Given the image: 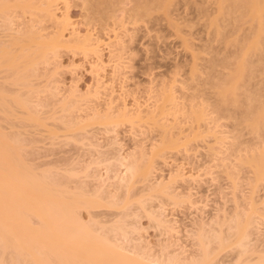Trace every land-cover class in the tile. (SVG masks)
Instances as JSON below:
<instances>
[{"label": "rangeland", "instance_id": "obj_1", "mask_svg": "<svg viewBox=\"0 0 264 264\" xmlns=\"http://www.w3.org/2000/svg\"><path fill=\"white\" fill-rule=\"evenodd\" d=\"M49 1L51 2L52 0H36L37 3L39 2L38 9L42 10L40 2L47 3ZM65 1L57 0V6L54 7L56 9V19L54 20L48 19L39 10H27V12L14 7L12 8L13 11L10 10L8 12L9 15L7 18L5 17L6 19L0 17V47H6L7 43L9 46L12 38L16 39L20 33L28 35V32L39 34L38 36L36 34L35 38L42 37L41 41L48 43H52L51 40L55 38L53 37L54 35L62 33L63 41H65L62 47L56 50L53 49V51L50 50L45 56L46 59L44 58L47 61L38 63L39 65L34 67L35 71L33 73L31 69H28L26 74L27 76L29 75V79L25 82L30 84V87H35L34 89L32 87L31 91H29V88V92L23 87L7 85L10 79L4 74V69L0 70V84H5L6 87L9 86L7 88L9 91L0 90V93L5 92L6 96L11 100L15 95L23 94L22 92L25 90L26 92L23 94L25 96H21L29 98L33 114L36 118H40L38 120L39 123H29L30 118L23 115L21 110L16 107L10 108V113L13 115L0 112V133L2 132L1 134L5 136L3 139L1 137L2 143L4 141L7 142L6 146L8 149L11 145L14 146L15 150L14 147H11L10 153L14 152L13 154H16V156L18 153L20 160L22 159L21 162H24L25 167H30L32 171L37 168L33 172L36 175L38 173V176L43 174L42 177L45 176L44 181L52 182L46 178L48 175L49 179L52 178L51 176L54 177V175L62 177L64 174V176H68L67 173L69 171L76 170L78 177L77 180H74V184L75 181L78 183L75 188L81 184L91 191L106 187V195L115 196L117 194L119 202L122 201L120 204H123L127 200L126 198L129 199L130 197L132 200L131 209L129 208L130 206H127L120 210H107L104 208L93 211V214H90L87 210L81 212V218L87 225L93 224L96 220H101V222L106 223L104 226L110 227L126 217L124 218L126 220L122 222L127 223L124 224L129 234H127L128 241L123 243V247H127V253L125 254L130 255L129 257H133L131 251L136 244L141 246L143 250L145 249L146 253H151L150 256L163 257L164 254L166 256H179L178 254L182 253V257L184 254L196 255V251H198L196 249L198 248L194 245L195 242L192 239L198 232V226L202 227L206 223L214 222L215 218L220 220L216 221H219L218 223L228 224L235 216L237 210L238 212H244L245 215H249L250 211L254 212L255 219L257 216V226L255 225L257 229H251L253 232L250 233L253 235L254 231L257 232L256 236L254 235V240H257L260 247L257 246L255 241L254 243L259 248L257 250L262 251L264 249V247L263 249L261 247L264 245V177L261 180L259 179V181L255 177V169L248 164L244 165L243 162L245 163L246 160L250 161L256 156L259 157L262 152L264 154V131H262L264 128L261 130L262 134H260L261 132L254 133L251 129L249 130L246 124H243L242 114H244L243 111L246 109L243 106H247V102H244L246 98L244 99L242 96L247 97L248 93L246 92L248 90L249 94L253 96L256 93L264 94V73L260 71L264 69L260 65L257 70L261 73L257 72L256 69H252V72L255 71V76L259 73L256 76L257 80L252 75L253 83L250 81L251 73L246 74L250 78L245 79V76L243 79H250L251 83L249 84L253 88L244 80V83H241L242 86L240 85L241 88L239 89V86L236 91L239 96L236 94V96H233L235 99L232 98L236 102L239 100L238 103L230 104L232 100L229 103L227 99V105L228 103L229 105H225L223 108L224 104L222 103L224 101L221 100L223 98L220 96L221 99L216 97L218 95L215 90L222 84L220 83L221 81L225 82L227 80L221 79L232 72L231 70L235 68L233 62L236 63L240 57V46L238 47L237 43L231 46L234 42H232V39L241 40L240 43L244 42L245 44L248 39L245 40L244 36L246 34L247 37L249 31H251L249 29L251 27H249L250 24L245 25V23L240 22L245 26L238 25L239 21H236L237 17L235 15V17L230 15V18L226 16L228 19L222 16L224 20L220 17L222 26L224 24L228 25L224 29H228V33L221 28V33L223 31L225 35L223 33V35L220 34L223 37L220 41L218 39L222 37L219 36L218 31L215 32L217 28L214 30V25L212 24L214 16L217 17L215 14L217 13L218 4H221V0H168L167 5L165 6L164 3L162 8H158L157 4L153 5L157 0ZM96 1L103 2L106 5L103 6L105 8L103 9L102 6V9L101 7L99 8L100 5ZM143 1L144 3L149 2L148 5L145 4L143 6ZM162 1L165 2V0ZM10 3L14 4L13 0ZM140 5L145 10L143 8H141L142 10L138 9ZM146 6L148 8L150 6V9L147 8L149 11H147ZM94 7H97L98 10ZM35 9H37V6ZM16 11L19 12L17 13ZM208 15L213 16L212 22H210L212 18L208 17ZM46 18L48 21H46ZM57 18L59 21H57ZM5 21H7L6 25ZM234 21H236L237 26L235 27L233 23L229 27V23L232 24ZM5 26L10 29H6ZM211 26L213 28H210ZM232 26L235 28L241 27V29L239 28L240 30L237 29L239 30L238 35L235 32L237 30L234 31L236 33L234 35L231 29L233 28ZM263 39L264 37L261 40ZM82 40L86 46L81 45ZM91 40L92 42H89ZM110 43L113 45L111 46ZM109 44L110 46H108ZM242 48L240 47V49ZM94 49L101 50L99 51V61L101 63H98L99 57L92 51ZM114 50L116 51L113 52ZM263 52L262 48V51L259 52L261 53L260 55L258 51L254 52L260 57L256 58L257 54L256 56L251 54V56L253 55L252 57L256 60L261 58ZM237 55H239L238 58ZM215 58L218 59V62H223L224 59L225 62L230 60L228 66H232L230 68L234 66V68H228L225 63V67L222 66L221 69L218 62L216 60L213 61ZM233 58L236 59L233 61ZM254 58L252 59L254 60ZM250 60L251 58L247 62L250 63ZM256 61L258 62L259 60ZM215 62H217L218 68L217 66L213 67ZM222 62L219 64L224 65ZM252 63L256 62L251 60ZM251 64H249V67ZM246 67L249 69L248 66ZM259 68L261 69L259 70ZM34 72L36 73L34 74ZM248 72L250 71L248 70ZM210 73L212 77L209 80L208 76ZM244 73L246 72L244 71ZM5 75L7 78H5ZM31 76L34 79H31ZM219 76L220 78H218ZM212 78L216 80L212 81L216 82L215 84L213 83L215 88L210 86ZM5 79H7L8 83L5 82ZM217 83L218 85H216ZM244 84H248V87H251L252 90L247 89L248 87ZM256 90H259L260 93ZM258 94H256L258 99H262V95ZM162 95L170 97L172 101L167 103L165 101L164 103L163 100L165 98H161ZM72 101L74 104L71 103ZM66 103H69L71 107L69 114L68 112H61V106ZM4 107L7 108V105ZM109 109L111 110L109 111ZM127 110L128 114L130 112L135 117L141 116L140 122L135 125L130 122H124L120 124L121 127H116L113 130L114 132H105L98 121L91 122L89 120L94 113H101L100 115L104 116L111 112L114 114L116 121L120 122L123 114L120 112ZM194 111L200 112V114L203 113V116L197 120L193 115ZM142 118L144 119L142 120ZM75 119L78 122L80 121L79 124L81 123L82 127H86L85 130L67 131L65 126L72 125L73 123L70 124L72 121L76 123ZM62 121L69 122L62 125ZM155 121H158V123H155ZM162 124L169 129L168 133H166L167 137L165 133L163 134ZM262 126L263 123L260 127ZM260 127L259 130L261 129ZM79 131L82 132L78 134L77 132ZM168 140L170 143L174 140L176 146L166 148L165 146H169ZM12 149L14 150L13 152H11ZM156 151L160 152L157 154ZM119 154L123 156L132 154L137 155L136 157L140 155L139 158L142 157V154H147L146 162L149 161V158L150 160L156 158V160L153 159L155 162L153 164L154 169L156 168L153 172L155 176L153 177L156 178L155 183L157 181L167 182L173 175L180 174V183L178 182L174 188L177 189H175V193L179 194V197H183L182 199L185 201L181 203L182 205L177 206L167 200L162 202L163 199L161 197L158 198L159 200L153 197L154 200L150 198L148 201V205L151 203L148 209L154 212H158L161 206L164 207L166 218L171 221V232L160 231L147 215L139 210L138 204L136 207V201L147 195V193L142 194V192L145 193L142 188L143 184L135 185L129 193L131 196H128L126 189L122 190L123 193L121 191L120 193L111 186L113 181L109 180V178H112L114 171L116 172V169H119L116 162ZM156 155L159 156L157 157ZM108 167H111L109 168L110 170H114L109 175L106 171ZM119 172L122 175V170ZM93 174L94 176H92ZM95 175L98 178L97 180L92 179L95 178ZM191 178L195 179V181H192ZM103 182H105V186L102 187ZM71 186L74 189V185ZM15 187L17 188L16 183ZM30 192L32 193L33 191ZM188 195L191 196L189 200L187 199ZM126 208L127 210H125ZM130 212L129 219L128 215ZM137 215H140L139 217L141 218L137 217ZM226 218L227 220L231 218V220L227 222ZM130 225L131 227L128 228ZM36 226L38 225L36 224ZM36 226L34 225L35 228ZM164 249L168 254L164 253ZM231 250L233 249L229 248L222 254H227L225 257L221 255L224 261L225 259L227 260V264L234 260L232 258L236 257V254L232 257V254L236 252ZM6 254L2 255L0 253V257L7 258L12 254V251L10 253L8 250ZM229 255H231V260L230 258H228L229 260L227 259ZM8 260H10L9 257L7 258Z\"/></svg>", "mask_w": 264, "mask_h": 264}, {"label": "bare ground", "instance_id": "obj_2", "mask_svg": "<svg viewBox=\"0 0 264 264\" xmlns=\"http://www.w3.org/2000/svg\"><path fill=\"white\" fill-rule=\"evenodd\" d=\"M10 1L9 0H0V17H4V18L6 17L7 18L9 15L8 12H10V10H12V8L14 7V8H17L21 11L39 10V11L43 12L47 16L48 19H50V20L56 19V13H55L56 9H54V7L57 6L56 5L57 0H52L51 2L49 1L47 3H44V2L41 3L40 2V6H42L41 7L42 10H40V8L38 9L39 2L37 3L36 0H13L14 4H11ZM63 1H65V0H63ZM88 1H92V0H88ZM88 1H86V2H88ZM101 1H104V0H101ZM101 1L100 2L96 1L100 5L99 6L97 4V6H99V8L101 6L102 7L106 6L103 2L101 3ZM107 1L105 0L104 2H107ZM146 1H148V0H146ZM157 1H155V3L153 5L157 4L158 8H162V7H164L163 6L164 3H165L164 4L165 6L167 5L168 0H165V2L162 0H157ZM65 3H66V1H65ZM91 3L93 4V2H91ZM148 3H144V1H143L144 5L143 4L142 5L145 6V4L148 5ZM220 3L221 4H218V9H217L218 14L217 13L215 14V15H217V17L214 16L215 18L213 20V18H212L213 16L211 17L208 15V17L212 18V19H210V22H212L211 20H213V24L212 23L211 24L214 25L213 26L214 30H215V28H217V30H215V32L218 31L219 36L222 37V35L224 34L223 31H222L223 34L221 33V28H222V30H224L228 26L227 24H224V26H222L223 24H222V22H220V17L222 20H224L222 16H225L224 18L226 19L228 16L230 18L231 17L230 15H233V16L235 15L237 17L236 21L237 20L239 21V22L237 21L238 25L242 26L243 25L242 23H245V25H247L249 23L250 24V25L248 24L249 27L251 26L249 28L251 30V31H249L250 35L248 36V34H249L248 33L247 37H246V34L244 36L245 40L248 39L245 42V44H244V42L240 43L241 40L236 41V39L235 40L232 39V42L233 41L234 42L231 44V46L234 43L235 44L237 43L236 45H238V47L239 46L243 47L242 49H240V47H239V50H241L240 54L238 53L240 55V57L238 58L239 55H237V58H238L237 62L236 63L233 62V64L235 65V68L233 66L234 69L230 68L232 66H230V67L228 66V63L230 60L228 62H225V59H224L223 62L221 61L222 64H224V65H221V64H219L221 62L217 61L218 59H216V58L213 59V61L216 60L218 62V65L221 66V69H222V66L225 67V63H226L228 68L233 69V70H231L232 72L230 71L231 73L229 75L227 74L228 76H225L223 79H221V80H224V79H227V80H225V82L221 81L220 83H222V84L219 85L217 87V89L213 86V83L214 84L216 83V82H212L215 80V79L213 80L214 77L212 78L211 82L209 81L212 84L210 85L208 83L210 86H213L215 88V90L217 92L216 94L218 95L216 97H218V98L222 97L224 99L223 100L220 98L222 101H224L222 103V104H224L222 106L224 108L225 105H227L228 100H229V103L232 100V102L230 104L236 102V101H233V99H235V98H233V96L234 95L236 96V94H237V96H239L238 93H236L238 87L241 85V83H244L245 79L250 78V77H247L246 74L251 73V78H250L251 80L250 79L249 80L252 81V83H253V79H252L253 76L257 80L256 76L259 75V73H261L260 71H263V73H264V70H260L261 68H259L260 71L257 70L259 65L262 66V69H264L263 68V65H264V54L263 53L264 52L262 53L263 57L261 56V58L256 59V60H259L258 62L255 60L254 57H252L253 55L251 56V54H254V52H257V51H258V53L261 52L262 48L264 51V42H263L264 39L261 40L262 37H264V0H221ZM67 4H68V2H67ZM101 4H104V5H101ZM36 6H37V9H35ZM102 7H101V9H102ZM62 8H63V6H62ZM92 8H93V6H92ZM94 8L97 9V7H94ZM104 8L105 7H103V9ZM141 8H143V7L140 5V8H138V9H141ZM147 8L148 7L146 6V9ZM148 9H150V6ZM148 9H147V11H149ZM152 10H153V7H152ZM101 12H102V10H101ZM104 14H105V12H104ZM48 19L46 21H48ZM7 21L4 22L5 25H6ZM57 21H59L58 18H57ZM236 21L232 22V24L229 23V27H230V25H233V23L236 27L237 26ZM240 22H242V23H240ZM219 23L221 24V27H220ZM10 25H9V27H10ZM245 25H243V26H245ZM240 26H239V28L241 29ZM68 27H69V25H68ZM213 27L211 26L210 28H213ZM235 27L231 28L233 32L235 30L239 29L238 27L237 28H235ZM5 28H6V26H5ZM9 29L10 28H8V30ZM31 29H32V27H31ZM227 30H224V31H227ZM239 30L235 31V32H237V35L239 33L238 32ZM235 32H234V35L236 34ZM227 33H228V31H227ZM229 33H231V32H229ZM33 34H35V32ZM33 34L29 33V32H28V35L26 33H20L19 37L17 36L16 39L12 38V41L10 40L11 43L9 44V46L7 45L8 43L6 42L7 43L6 47L5 46L0 47V70L1 69L5 70V71L3 70V72H4V74H6L8 76V79H10L12 84H10L11 82L9 80H8V82H9L8 83L7 79H5V82L8 83L7 85H9V86L13 85L15 87L16 86L23 87V89L26 88L27 91L29 88H30L29 91H31L32 87H33V86L30 87L31 85L26 83L27 79H29V77H28L29 75L27 76V74H26L28 72V69L29 70L31 69V71L33 73V71H35L34 67H38V65H39L38 63H42L41 61H43V62L47 61V60H45L46 59L45 56L48 54V52L50 50L53 51V49L56 50L57 48L62 47L64 45V42H65V41H63L64 39H63L62 33H57L56 35H54L53 37H55V38L53 40H51L52 43L41 41L42 37L35 38L37 33L35 35H33ZM220 34H222V35H220ZM17 35H18V33H17ZM38 35L39 34H37V36ZM244 37H243V39H244ZM118 38H120V37H118ZM25 39H26V41H28L27 43H26ZM220 39H223V37L219 38L218 40H220ZM23 40H24V42H22ZM79 41H80V39H79ZM81 42H82L81 45L83 44V46H86V45H84L83 40ZM89 42H92V40ZM230 42H231V40H230ZM262 42H263V46H262ZM119 43H121V42H119ZM66 44H67V42H66ZM110 44L108 46H110ZM90 45H91V43H90ZM95 45H93V46H95ZM112 45L113 44H111V46ZM113 47H115V46H113ZM82 48H84V47H82ZM97 49H98V47H97ZM97 49H94L92 51L94 52V54L96 53V55H98V57H99L98 61H99L100 60L99 51H101V50H97ZM111 49H113V48H111ZM259 50H261V51H259ZM115 51L116 50H114L113 52H115ZM114 54H113V57H114ZM256 54L257 53H255L254 56H256ZM260 54L261 53H259V55ZM259 55L257 54L256 58H258ZM249 56H250L251 60L255 61L256 63L251 64V60H250V63H248L247 61H248V59H250V58H248ZM246 58H248V59H246ZM252 58H254V60ZM235 59L236 58H233V61ZM260 59H262V60H260ZM231 61H232V59H231ZM217 62H215V66L213 63V67L217 66V64H216ZM98 63H101V62L99 61ZM210 63H211V61H210ZM246 63H247V65H246ZM249 64H251L250 67H249ZM210 65L212 67V63ZM98 66H99V64H98ZM246 66H248L249 69H247ZM211 67H210V70H211ZM217 68H218V66H217ZM252 69H256L257 72H259V73L255 76L254 75L255 71L252 72ZM212 70H213V68H212ZM248 70L250 72H248ZM244 71L246 73H244ZM35 73L36 72H34V74ZM6 75H5V78H7ZM210 75H211V73L208 76L209 80H210V77H212ZM214 75L216 76V74H214ZM193 76L196 77L195 75H193ZM226 77H228V78H226ZM244 77H245V79H243ZM32 78L33 77L31 76V79ZM206 78H207V76H206ZM218 78H220V76ZM241 78L243 79V82H242ZM261 78H263V77H261ZM249 80H245L246 83H248V84L251 83ZM5 82H3V83H5ZM28 82H30V81H28ZM261 83H263V82H261ZM248 84H244V85H246L248 87ZM258 84H259V82H258ZM216 85H218V83ZM249 85L253 88V86L251 84H249ZM257 85H256V88H257ZM260 85H262V84H260ZM13 86H12V88H13ZM241 86L239 87V89L241 88ZM246 86H245V88H246ZM8 87H6L5 84H3V85L0 84V90L1 91L2 90L3 91L4 90L9 91L7 89ZM251 87L250 88L248 87L247 89L252 90ZM34 88L35 87H33V89ZM254 89H255V87H254ZM260 89H261V86H260ZM248 91L246 92V93H248L247 97H245L244 95L242 96V97H244V99L245 98L247 99V100L246 99L244 100V102L245 101L247 102L246 103L247 106H243L244 109L245 108L246 109L245 110L243 109L244 110L243 113L245 115L242 114V116H243L242 120L243 121L242 120L241 121L243 122V124H246L247 127L249 128V130L251 129L252 132L259 133V132H261L262 128H264V94H262V93L258 94L255 92L258 95H262L261 96L262 99L261 98L258 99V96L256 94H254V96L252 94L250 95ZM256 91L260 93L259 90H256ZM24 92H26V91L24 90ZM24 92H22V93L24 94ZM250 93H251V91H250ZM7 94H9V92H7ZM23 94H21V95H23ZM244 94H245V92H244ZM21 95H17V96L15 95L10 100V98H8L6 96L5 92L0 93V106H2L0 108V112H4V113L6 112V114L7 113L9 114L11 112L10 108L16 107V108H19L21 110V113L23 115L30 118L29 123H31V122L32 123H39L38 120L40 118L39 119L36 118L35 115L33 114L31 102L28 100L29 98L28 99H27V97L24 98L23 96H25V95H23V96H21ZM230 96H232V97H230ZM255 96H257V97H255ZM161 98H163V99L165 98L164 100L162 99L164 101V103H165V101H166V103L168 101L169 102L172 101V99H170V97H166V96L164 97L163 95ZM237 98H239V97H237ZM238 102H239V100H238ZM238 102H236V103H238ZM71 103H73V101ZM229 103H228V105H229ZM5 105H7V108L4 107ZM49 105H50V103H49ZM66 105H68V106H66ZM232 106H234V105H232ZM61 107H62L61 112H68V114H69V111H71L70 110L71 107H70L69 103H66L64 106L62 105ZM155 107H156V105H155ZM160 108H161V106H160ZM76 109H78V108H76ZM110 110L111 109H109V111ZM120 113H123L122 115L120 114L122 116V119L120 122L116 121L115 116H113L114 114H112L111 112L104 115V116H101L100 115L101 113H94V115L92 117H90L89 120L91 122L98 121L99 124L104 128V130L103 129L102 130L105 132L113 131L116 127L120 126V124H123L124 122H130L131 124H134V125L136 123L140 122L141 116L135 117L130 112L128 114V110L125 112H120ZM151 113H153V112H151ZM158 113H159V111H158ZM130 114H131V116H130ZM11 115H13V114H11ZM193 115L198 120L201 116H203V113L200 114V112L194 111ZM6 116H8V115H6ZM118 117H119V115H118ZM29 118H27V119L29 120ZM76 119H75L76 123H74V121H72L70 123V124L73 123L72 125H69V126L64 125L65 128L67 129V131L72 130L71 132H73V131H77V130H85L86 127H84V126L82 127L81 123L79 124L80 121L78 122V121H76ZM143 119L144 118H142V120ZM150 119H152V118H150ZM66 122L68 123L69 121H62V125ZM85 122H86V120H85ZM242 122H241V124H242ZM155 123H158V121L157 122L155 121ZM262 123H263V126L260 127L262 125ZM259 127L261 128L260 130H259ZM161 128L163 129V134L165 133V136H166V133H168L169 129H167L163 124L161 125ZM170 129H171V127H170ZM262 131H264V130H262ZM81 132L82 131H79L77 133L79 134ZM1 133H0V253H2V255H4L9 250V252L11 253V251H12V254H14V255L10 254V256H8L10 260H8V261H7L8 257L7 258L0 257V264H9V263L10 264H12V263L13 264H227V260L225 259V261H224V258L221 257V255L229 248L233 249L236 252V253L232 254V257L235 256V254H236V257L232 258V260L233 259L234 260L232 262H228V264H264V249H263L264 245L261 246L263 250L258 251L257 249H259L258 247H260V246L258 245L257 240L256 241L254 240L255 239L254 237L256 236L257 232L254 231L253 235H252V233H250V232H253L251 229H253V228L257 229V227L255 228V225L257 226V224H256L257 216L255 219L254 212L250 211L249 215H245L244 212L241 211L242 212L241 213V212H238V210H237L235 216L233 217V219L231 220L232 217L230 218L231 221L229 219L227 220V218H226L227 222L230 221L228 224H223V223L221 224V222L218 223L220 220L217 218V220H219V221L216 222L217 220L215 218L214 222L211 220L212 222L211 223L209 222V224H207L205 222L207 225L205 224L202 226L200 224L202 227L198 226L199 227L198 232H197L198 234L196 233L195 236L193 235L194 239L191 238L195 242L194 245L197 246V248H198V249H196L198 251L194 250L197 252V253L195 252L196 255L191 254V256H190V255L184 254V256L182 257V254H183L182 253V254H178L179 256H175V255L174 256H171V255L166 256L165 254L163 255V257H159V256L157 257V256H152V255L150 256L151 253L148 252L149 255H147L148 253H146V251H144L145 249L143 250L141 246H137V244H136V246H134V244H133L134 248L131 251L133 257H129L130 255L125 254V253H127V247L126 248L123 247V243L128 241V235L127 234H129L127 232L128 229L125 225L127 223L122 222L123 220H126V219H124L126 217H124L123 220L120 219L121 221H119V223H117L114 226L112 225L110 227H107V225L104 226V224H106V223H104L103 221H102L103 222L102 223L101 220L100 221L96 220V221H94L93 224L87 225V223L85 224V222L81 218V216H82L81 212L87 210V212H89L90 214H93V211H97V210L104 209V208L107 210H120V209L125 208L127 206H130V204H132V200L130 199V197H129V199L125 197L127 200L126 201L123 200L125 202H123V204H120V202L122 203V201L119 202L118 197L116 196L117 194L115 196L114 195L110 196V194H107L108 195L107 196L106 195L107 191L105 190L106 187L105 188L103 187V186H105L104 183L106 181L103 182V185H102V187L104 189L98 188L97 190L91 191V190H88L86 187L82 186V184L80 186H78L77 188H75L77 186L76 184L78 183V182L76 183V181H75V184H74V180L75 179L77 180V177H78V175H77L78 173L76 172V170L69 171L67 173L68 176H64V174L62 177L54 175V177L51 176L52 178L49 179V175H48V176H46V178H48V180L50 182L51 181L52 182L49 183L47 181H44L45 176L42 177L43 174H41L40 175L41 177H40V176H38L39 175L38 173H37V175H36V173H34L35 172L34 170H37V168L33 169V171H34L33 172L30 167L29 168L31 170L29 168L25 167L24 162H21L22 159L20 160L18 153H17V156H16V154H13L15 147L12 145H11V147H14V150L12 149L11 152H13V153H10L11 147H9V149H8L6 146L7 142H5V141L2 143L1 137L3 139V137H5V136H3V134H1ZM262 133L263 132H261L260 134H262ZM73 135H75V134H73ZM53 136H55V135H53ZM82 136H83V134H82ZM80 139L82 140V138H80ZM170 141H171V138H170ZM168 142H169V140H168ZM168 144H169V146L168 145L165 146L166 148H168V147L172 148L173 146L174 147L176 146L174 144V140H173V142H171V143L169 142ZM176 144H177V141H176ZM4 145H5V147H4ZM98 148H99V146H98ZM159 152L156 151L157 154ZM117 154H118V152H117ZM146 155L142 154V157L139 158L140 155H139V157H136L137 155L135 156L132 154L131 155L128 154L127 156L126 155L123 156V155L119 154V155H117L118 158H116V162H117L119 169H116V172H115L113 169H111V170L109 169L111 167H108V169L106 171H107L108 175L111 173L112 170L115 173L114 174L112 172L113 177L109 178V180L111 179L113 181L111 186L114 188V190H116L117 192L118 191L122 192V190L126 189L125 191H127L128 196H131L129 193L135 187V185L143 184L144 186L142 185L143 186L142 188L145 191V193L142 192V194L147 193V195L141 197L140 199H138L136 201V207L138 204L139 210L143 211V213H145L147 215V217L151 220V222H153L156 225V227L158 229H160V231L171 232L172 231L171 221H169L168 218H166V215L164 212L165 211L164 207L161 206L160 210L158 212H154V211L148 209V207L150 208L149 205L151 204L150 203L148 205V203H149L148 201L150 200V198L153 199V197H155L157 199L159 197H161L163 199V200L161 199L162 202L167 200V201H171L173 204H175L177 206L182 205L181 203H184L185 201H184V199H182L183 197L181 198V197H179L180 196L179 194L175 193L176 188H174L175 185L179 182V179H181V178H179L180 174L176 175L174 173L176 176L173 175L174 176L173 177L171 175L172 177L169 180H167V182H165V181L158 182L157 181L155 183L156 178H154L155 176L153 175V172L156 168L154 169L153 164L155 162L153 159L156 160V158H153V156H152L153 159L150 160V158H149L148 159L149 161L146 162L145 161V159H147ZM111 157H114V156H111ZM21 158H23V157L21 156ZM243 164L244 165L248 164L250 167L255 169V171H256L255 177L258 180L259 179L261 180L264 177V154H263V152H262V155H259V157L256 156V158H252V159H250V161L246 160V162L245 163L243 162ZM239 165H240V163H239ZM120 170H122V175L119 172ZM179 171H180V169H179ZM89 174H90V172H89ZM52 175H53V172H52ZM89 176H91V175H89ZM92 176H94V174ZM92 179L97 180L98 178L95 175V178H92ZM191 180L195 181V179H193V178H191ZM15 183H16L17 188L15 187ZM85 183H86V181H85ZM187 184H189V183H187ZM71 185H74L75 190L72 189ZM87 186H88V184H87ZM30 191H33V192L31 193ZM28 193L33 194V195H29ZM120 198H122V197H120ZM133 198H134V196H133ZM190 198H191V196L188 195L187 199L189 200ZM133 204H135V203H133ZM161 204H163V203H161ZM168 204H169V202H168ZM239 205H238V207H239ZM133 206L135 207V205H133ZM131 207H132V205L129 208L131 209ZM125 210H127V208ZM254 211H256V210H254ZM121 212H122V210H121ZM107 214H109V213H107ZM117 214H119V213H117ZM126 214H127V212H126ZM130 214H131V212L128 215L129 219H130ZM139 214L141 215V213H139ZM123 215H125V214H123ZM134 215H133V217H134ZM139 216L137 215V217H139ZM139 218H141V217H139ZM94 219H97V218H94ZM223 220H225V219H223ZM223 222H225V221H223ZM36 224L38 226H36ZM34 225L36 226V228L34 227ZM130 227H131V225L128 228H130ZM132 231H134V230H132ZM130 233H131V231H130ZM192 233H193V231H192ZM251 235L253 236V239H252ZM257 237H259V236H257ZM189 238H188V240H189ZM254 241L257 243L258 247L254 243ZM263 241H264V239H263ZM126 246H128V245H126ZM233 250H231V251L233 252ZM228 251L230 252V250H228ZM164 253H166L165 249H164ZM187 253H188V251H187ZM166 254H168V252ZM6 255H8V254H6ZM180 255H181V257H180ZM226 255L224 254L222 256L225 257ZM230 256L231 255H229V257L227 256V259L230 258ZM230 260H231V258H230Z\"/></svg>", "mask_w": 264, "mask_h": 264}]
</instances>
